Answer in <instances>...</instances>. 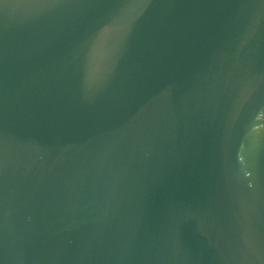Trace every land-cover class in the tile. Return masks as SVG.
Wrapping results in <instances>:
<instances>
[{
    "label": "water",
    "instance_id": "obj_1",
    "mask_svg": "<svg viewBox=\"0 0 264 264\" xmlns=\"http://www.w3.org/2000/svg\"><path fill=\"white\" fill-rule=\"evenodd\" d=\"M0 264H264V0H0Z\"/></svg>",
    "mask_w": 264,
    "mask_h": 264
}]
</instances>
